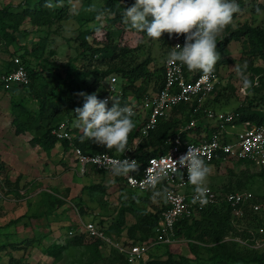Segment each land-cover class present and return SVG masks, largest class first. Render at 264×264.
<instances>
[{"label":"trees","instance_id":"16d2710c","mask_svg":"<svg viewBox=\"0 0 264 264\" xmlns=\"http://www.w3.org/2000/svg\"><path fill=\"white\" fill-rule=\"evenodd\" d=\"M87 1L91 3V6L89 7L87 4H84L83 8L80 9H75L74 6H71V1L69 0H64L62 6H57V4L60 3V0H22L20 5H18L19 11H21L20 13L30 16L31 20L39 26H51L49 23L52 21L61 19V22H63L73 18L84 24L92 19H95L98 15H101L103 18L110 15L107 24H110L111 29L106 35L107 39H105L103 43L93 44L88 39L89 33H86L88 34L87 36L86 34L85 36L80 35L82 37L80 43L81 50L77 51L76 49L75 54L70 57L68 62L65 64V66L70 70H68L66 77L62 78V86L65 88L66 93L68 92L71 96H74L73 98H61L58 94H54L48 98L45 94L42 95L41 93L35 92V79L39 76V71L45 69V65H42L41 61L42 59L47 60L46 56L43 57V52H38L37 54L36 48L44 49V46L39 47L41 43L37 42L31 49L32 55L34 56L33 60L35 59L37 62L36 64L33 63L28 65L24 55H22V53L19 55V57L23 58H21V63L24 65L28 73L29 82L27 84L15 83L9 87H4L2 81L0 80V86H2L5 91L14 93L10 100V111L13 115L11 123L14 127L15 133L22 134L29 132L32 136L30 139L32 147L45 151L47 154H49L58 144H61L66 152L76 145L85 153L108 152L111 154H118L119 152H117L114 148L107 149L103 146L92 143L91 141L81 142L80 137L82 132L77 126L72 127V140L58 139L51 133V130L64 119H67L70 125H72V123L76 120V115L73 111L77 107H82L84 103V98L76 95L77 93H96L98 98L102 99V96L105 93L103 83L109 75L114 74L119 80L118 82L120 84L121 94L118 99L121 106L130 105L132 103V99L139 100L149 91H157L158 88L161 87L164 79V67H162L160 75H157L155 78L154 71L149 68L148 59L141 62H128L126 56L129 52V48L126 46L119 47L118 42H115V38L118 37L122 26L127 25L123 22V13L127 7H130L135 3V0ZM48 2L52 3L53 7H45V4ZM236 2L241 8L246 4L250 5L252 11L264 8V0H236ZM69 8H72L71 11ZM73 10L75 11L74 13H72ZM18 12L14 11V6L12 4H8L3 8H0V40L2 39L6 45L12 44L17 40L14 33L17 30L18 23L20 22L18 20H16L18 23L15 21L12 22L11 19ZM96 28L97 26L92 27L90 31ZM242 38L248 45V53L253 56H258L264 61V27L260 24H255L251 20L245 21L237 27L230 26L228 32L217 40V49L221 54L226 49L229 41L240 40ZM170 40L171 38H169V36L165 39L166 42H169V45ZM44 42L45 39L42 43ZM14 57L15 55L12 57L10 56V60L7 61L8 64L5 65L6 67L3 63L0 64V76L8 73L16 67ZM24 60H26V62ZM96 60L102 61L98 62V64L94 66L93 64ZM223 61H225V58L221 57L215 68H217ZM80 62L82 64L81 68L78 67ZM99 65H105V67L101 68ZM71 70L76 72L77 75L82 76L81 83H83L84 86L80 85L76 81V79L72 76L73 71ZM184 71L187 73H200L199 71L191 72L186 67H184ZM252 71L251 80L253 81V87L248 90V93L242 99L243 102H241L233 110V112L238 113L239 121H249L252 124L259 125L264 122V110L263 107H260L258 104V102L264 101V69L263 67L256 66L252 68ZM254 75L257 76L255 79ZM89 77H91L90 81L88 80ZM255 80H257V84H254ZM150 83L153 84L150 85ZM41 87L43 88V85H41ZM19 88H25V93L27 95H30L33 92L32 90H34V93L32 94L38 102L37 111L29 109L25 101L15 99L18 97L17 94L19 92ZM219 90L220 89H216L215 87L213 90L214 94L215 92L219 93ZM262 90L263 94H259ZM129 96L131 99H128ZM194 105L195 102L193 104L181 103L174 106L168 117L162 118L154 130H152L147 136H143L139 139V143L134 150V155L139 163V168L137 170L138 174L141 172V168L149 156L165 152L168 149L170 145L168 140L172 138L176 132H179V127L183 126L184 123L182 119H186V123L189 121L192 116L191 113ZM111 106L112 102L109 101L108 107L110 108ZM132 119L135 127L128 137L127 147L132 143L135 137L140 136L138 131L140 125L136 123L134 116ZM202 122L203 121H200V123L198 122L199 124L189 132L181 131V137L191 141H197L203 131L207 132L208 128H210V130L216 129V127H209V124L202 125ZM207 137H209L208 134L206 138ZM222 161H224L223 155L219 154L213 159L212 164L218 165ZM91 169L94 170L95 168L92 167ZM9 170L10 167L0 161V174H3L2 179L4 185L6 189L8 188L11 190L10 187L14 188L18 185L19 178L17 177L14 181H10L8 178ZM96 171L103 172L98 169ZM259 174L264 177V167H261ZM113 181L114 183H121L125 185V178L123 176H114ZM229 184V187L225 185L220 191L224 192L247 189L242 187L244 186V181L237 183L238 186L241 187L239 189L232 188L230 182ZM85 186L83 188H86ZM87 187L100 188L102 190H106L107 188L99 184H89ZM125 187L127 188L126 185ZM153 190L162 193L159 189H151L143 192L137 190L133 191H136L137 193H144ZM57 193L58 191L53 189L50 191H41L38 210L30 216L35 218L43 216L49 218L52 215L56 216L55 214L57 213L58 208L61 207L62 204L66 203L64 199L57 195ZM253 201L257 200L253 199ZM79 204L82 205L78 201V206ZM164 207V198L162 200L161 207L159 210L155 209L156 211L142 207L133 208L132 206L124 203V206L120 211L119 220L110 224L106 234H109L110 236L115 235L116 237L124 234L128 237V239L130 238L129 240L132 242L147 240L154 235L160 211ZM80 209L82 210V207H80ZM126 212H131L135 221L124 228L126 224ZM262 218L263 216L261 215V212H254L250 208L246 207L244 215L236 219L237 226H234L231 222V220H233V216L230 207L221 202L204 207L197 216L179 219L175 225L174 234L177 239L183 234L192 236L196 229L201 228L202 231L198 238L204 241L207 240L206 237L209 238L208 241L211 244L205 245L206 247L204 246V248L208 252L207 260L212 262V264H264V248L259 250L245 246L242 247L238 245V243L236 244L231 241L223 240L225 235L237 233L238 229H242L238 230L239 234H244V230H246V228L250 229L251 227L256 228L257 226L264 225ZM16 221L17 220H11L9 225ZM242 227H244V229ZM86 235L87 234L85 233L75 234L67 241L66 245L57 247L56 244H52L44 249V251L50 255L58 256L60 255V251L66 246H83L89 252L91 258L90 261L94 263L102 259L100 249L102 241L98 238L91 239L88 235ZM29 243L30 239H16L9 243L0 244V264H30L27 256L25 255ZM171 244L164 245L169 246ZM189 246L192 253L195 254V259L200 262L199 264H202V256L196 249L198 246L194 245L192 242H189ZM4 247L7 249L4 250ZM18 250H22V254H15V251ZM110 252L112 254V259H110V262H105L106 264H128L123 252L115 248L110 250ZM174 256L175 255L169 252L168 258L165 261L154 260L153 262L157 264H190V258L183 255H177L175 258ZM142 264L151 263L145 261Z\"/></svg>","mask_w":264,"mask_h":264},{"label":"rangeland","instance_id":"374dc122","mask_svg":"<svg viewBox=\"0 0 264 264\" xmlns=\"http://www.w3.org/2000/svg\"><path fill=\"white\" fill-rule=\"evenodd\" d=\"M21 1L22 0H0V8H3L5 5L12 4L14 6V11L18 12V5H20ZM69 1H71V6H74L75 9L83 8L84 4H87L89 7L91 6V3L87 0ZM62 3H64V0H62ZM69 9L71 11L72 8ZM20 12L21 11L15 14V16L11 19L12 22H16V20L20 22H16L18 23L17 30L14 33L17 38L16 42L6 45L2 39L0 40V64L3 63L4 66L7 65V61H9L10 56L12 57L13 55L18 57L21 62L22 57H19L20 53L24 55L27 62L26 60L24 61L28 65L33 63L36 64L37 62L35 59L33 60L34 56L32 55L31 49L34 47L36 42L41 43L39 47L44 46V49L36 48L37 54L38 52H43L42 55L43 57L46 56L47 60L42 59L41 61V64L45 65V69L39 71V76L35 79V92L41 93L42 95L45 94L48 98L54 94L60 95L61 98H73L74 96H71L68 92L66 93L65 88L62 86V78L66 77L68 70H70L65 66V64L68 62L69 58L75 54L76 49L77 51L81 50L80 43L82 35L85 36L86 33H89V35L86 34V36L88 35V39L93 44L103 43V41L107 39L106 35L111 29L110 24H107L110 15L105 18L98 15L100 19H97V16L95 19H92L84 24L73 18L63 22H61V19L52 21L49 23L51 26H39L31 20L30 16L23 15ZM74 12L75 11L73 10L72 13ZM248 20L264 27V8L259 9V11H252L251 6L246 4L241 8V12L235 15L233 24L227 26L220 36L217 37V40L228 32L230 26L237 27ZM95 26H97V28L90 31V29ZM167 36L168 34L165 33L162 35L161 40H151L146 36V34L138 32L137 30L131 28L130 24H127L122 26L118 37L115 38V42H118L119 47L126 46L129 48V52L126 56L128 62H141L148 59L149 68L154 71L156 78L157 75H160L166 56L168 55V47L170 45L169 42L165 41ZM44 39L45 42L42 43ZM220 55L225 58V61H223L214 70L217 79L215 87L216 89H220V92H215L214 94L212 91L206 98L205 104L218 111H231L243 102L242 99L244 97L243 93L240 91L242 81L237 76L233 67L235 65L241 66L242 69H245V74L251 79L253 72L252 68L259 66L264 69V61L260 57L253 56L248 53V45L243 38L240 40L229 41L226 49ZM101 61L102 60H96L93 65L96 66L98 62ZM99 66L101 68L105 67V65ZM78 67H82L81 62L78 64ZM72 76L80 85L84 86V84L81 83V75H77L76 72L73 71ZM256 77L257 76L254 75V79ZM88 80L90 81L91 77H89ZM118 81L119 80L117 78V86L121 91ZM151 84L153 83H150V85ZM41 85H43L44 89ZM25 90V88H19V92L17 94L18 97L15 99L25 101L29 109L37 111L38 102L32 94L34 93V90H32L33 92L30 95H27ZM13 94L14 93H10L5 90L1 94V100L4 99L3 103L8 110L10 107V97ZM120 94L121 92L113 97L119 98ZM259 94H263V90L260 91ZM129 98L130 96L128 99ZM258 104L260 107H263L264 110V101L258 102ZM168 116L169 114L166 117ZM197 116L199 120L198 122L203 121L205 123H209L210 127L217 126L218 124L217 121L206 119L203 112L199 113ZM9 117L11 118L12 116L9 115ZM76 121L77 118L72 123V127L77 126ZM182 121H184V126L186 119H182ZM7 124L11 125V128H14L13 125L10 124L9 120H7ZM205 135L207 136V134ZM59 147L63 148L61 144H59ZM67 153L68 154H65L64 156L58 155L56 158V160L59 159L57 160L58 163L54 160V165L52 164L50 167L46 168L49 173L53 172V176H56L55 178L57 179L56 181L51 178L50 181H55L52 183H56V185H53L50 182L47 187L55 189L54 186H56L58 195L65 196L66 199L71 200V202L69 201L70 203L65 200L66 203L62 204L57 210L59 211L63 209L64 212H61L63 214L48 218L49 220L54 219L52 222H48L49 220L45 217L35 218L30 216L38 210L40 200V191H37L38 187H46V182L43 181V177L40 178L41 181H39L38 178L34 180L32 176L29 177L26 175L23 177L22 183L15 186V189L10 187L11 190L6 189L5 186L0 183V225H2L0 226V244L9 243L16 239H30V243L28 244L25 253L30 264H106L105 262H110V259H112L110 250H113L114 248L118 249L115 245L116 243L121 244L127 243V241L128 243L132 242L129 240L130 238L125 240L126 238H116L113 235L110 236L109 234H106L110 224L119 220L120 211L124 206V203L132 206L133 208L142 207L148 208L149 210H159L163 200L162 193L160 192L161 196L159 197L154 196L155 192H159L154 190L150 192L137 193L136 191L127 189L125 185L121 183L110 182V179L108 178L109 175L105 174L104 176L100 172L96 171L97 169L81 174L73 154V147L70 148ZM64 158L66 161L60 165L59 162ZM208 166L211 169V172L207 178L206 186H210L220 191L225 185L229 187L230 182L232 188L239 189L241 187H239L237 183L244 181V186L242 187L247 188L251 192L252 198L256 199V202L264 205V177L259 174L261 168L248 165L247 163H241L235 159H226L218 165L209 164ZM91 168L92 167L89 166L87 169ZM46 170L44 169L45 173L47 172ZM46 174L48 175V173ZM82 176L86 180L85 183H88L86 186L84 185L86 188H83L82 190V194H84L87 202L84 201L80 195H78L80 192V179ZM77 181L79 186H76ZM89 184H99L105 187L114 184L117 185L113 191H106L100 188L87 187ZM70 188L72 189V192L79 188L78 193L76 194L78 196L75 195V197H69ZM189 188H194V186L189 183ZM21 191H24V194H22ZM78 201L82 205L79 204L78 206ZM80 207H82V210ZM259 211L261 212V215L263 216L262 220L264 221V210L260 209ZM129 213L132 215L131 212ZM131 217L134 218L133 215ZM11 220L17 221L9 225ZM81 221L96 222L98 226L102 227L104 234L110 240L106 238H98L85 233L82 228L83 225ZM56 222H60L62 227ZM231 222L234 224L236 223V220H231ZM257 227H251L252 229L246 228V230H244V234H239L238 230L242 229H238L237 233L225 235L223 240L231 241L236 244L238 243V245L242 246L235 238H250L254 234L259 233L258 230H256ZM124 228H126V224ZM242 228L244 229V227ZM69 230H72L74 233L70 234ZM201 231V228L196 229L192 236L183 234L179 236L178 239L176 238V241L169 246L157 245L151 249V252H149L146 256L145 261L151 264H157L153 261H165L170 252L175 255L174 258L177 255H183L191 259L190 264H199L200 262L195 259V254L192 253L189 246V242H192L194 245L198 246L196 249L202 256L201 263L212 264V262L207 260L208 252L204 248L205 245H209L211 243L208 241V237H206L207 240L205 241L198 238ZM80 233L87 234L91 239L98 238L102 241V259L92 263L90 261L91 258L89 252L83 246H66V248L61 250L63 253L60 251V255L58 256L50 255L44 251V249L50 246L53 242L66 245L67 241L71 239L73 235ZM5 249L7 248L4 247V250ZM22 252V250H18L15 251V254L20 255Z\"/></svg>","mask_w":264,"mask_h":264},{"label":"built area","instance_id":"2783aa9c","mask_svg":"<svg viewBox=\"0 0 264 264\" xmlns=\"http://www.w3.org/2000/svg\"><path fill=\"white\" fill-rule=\"evenodd\" d=\"M185 37L178 38L174 35L170 40V47L177 44L183 46ZM167 53V54H168ZM164 62V79L161 87L157 91L145 93L139 100H133L128 106L134 111V117L139 124V135L133 139L127 147L125 153L111 154L108 152L85 153L78 146L73 147V154L78 165L79 172L84 174L89 166L102 170L106 175L114 177L108 170V165L112 160H123L137 158L134 150L139 143V139L147 136L154 130L160 120L166 117L171 109L181 103L195 102L192 108L191 118L184 125L180 126L176 134L168 140L170 143L165 152L148 157L141 168V172H131L125 178L127 188L137 191H147L159 189L163 193L165 207L161 209L154 235L144 241L116 243L117 248L124 253L128 264H142L151 249L157 245L171 244L176 241L175 225L177 221L184 217L199 215L200 211L211 204H227L233 216V220L244 215V210L250 208L254 212H260L264 209L262 203L253 201L252 194L248 189L233 191H218L215 188L207 186L209 189L208 203L201 206L199 202L192 203L195 195L194 188H189L187 181V169L181 168L180 172H173V161H177L184 155L190 145L199 152V155L205 160L207 165L212 164L213 159L219 154L223 159H235L242 163H247L255 167H264V122L255 125L249 121H239L238 113L233 111H216L205 107V100L214 90L216 85V74L213 72L210 76L200 73H187L184 67L179 69ZM16 67L6 74L0 76L4 87H9L15 83L27 84L29 82L28 73L18 57H14ZM257 84V80L254 81ZM105 93L102 99L119 94L121 91L117 86V76L109 75L104 83ZM242 85L240 87L241 91ZM245 96V92L241 91ZM204 113L208 120L217 121L215 130H211L206 138L204 131L200 134L197 141H191L181 137V131H191L198 125V114ZM51 133L58 139L72 140V125L69 121L62 120L52 128ZM203 134V135H202ZM193 135V134H192ZM196 137V136H194ZM138 162V161H137ZM167 169L168 174L163 176L155 185H149L147 177L155 176L160 169ZM170 194V196H169ZM85 233L89 235L106 238L102 228L93 221H81ZM234 226H237L234 223ZM259 233L252 237L235 238L245 247L254 249L264 248V226L257 227ZM70 234L74 232L69 230ZM259 235V236H258ZM231 238V237H229Z\"/></svg>","mask_w":264,"mask_h":264},{"label":"clouds","instance_id":"9594fccd","mask_svg":"<svg viewBox=\"0 0 264 264\" xmlns=\"http://www.w3.org/2000/svg\"><path fill=\"white\" fill-rule=\"evenodd\" d=\"M57 6H62V0ZM45 7L51 8L53 4L48 2ZM240 12L241 7L236 0H135L132 6L125 9L122 19L125 24H130L131 28L146 34L151 40H161L165 33L169 38L183 35V46L177 44L171 47L166 63L177 69L186 67L191 72L199 71L210 76L221 59L217 37L233 24L235 15ZM233 69L242 81L241 91L247 94L253 87V81L241 66L235 65ZM76 95L84 98L83 106L73 111L77 127L82 132L81 142L91 141L125 153L128 137L135 127L133 108L121 106L119 99L113 96L100 99L96 93L79 92ZM109 101L112 102L110 108ZM138 168L137 160L127 158L112 160L108 165L113 176H128ZM181 168L187 169V181L194 186L192 203L206 205L209 202L206 182L211 169L191 145L184 155L173 161L174 173L180 172L183 175ZM167 174L168 170L162 168L155 176L146 179L151 186ZM154 196L159 197L161 193L155 192Z\"/></svg>","mask_w":264,"mask_h":264},{"label":"crops","instance_id":"0c3cea01","mask_svg":"<svg viewBox=\"0 0 264 264\" xmlns=\"http://www.w3.org/2000/svg\"><path fill=\"white\" fill-rule=\"evenodd\" d=\"M4 90L5 89H3L2 86H0V100L2 98L1 94H2V92ZM9 96H10V94H9ZM10 100H11V97H10ZM3 101H4V99L0 101V161H2L3 163H5L6 165H8L10 167V170L8 171L9 180L10 181H14L18 177L19 178L18 184L22 183V181H23L22 179L26 175L29 176V177L32 176L34 178V180L38 178L39 181H41L40 178L43 177L44 178L43 181L46 182V187L39 186L38 190H37V191H40V196L39 197L41 198V191H43V190L50 191L51 189H53L51 187H47V186H49L50 182L51 183L55 182V181H50V179L52 178V179H55L57 181V179L55 178L56 176L55 177L53 176L54 173L53 172L49 173L46 170V168L50 167L52 164L54 165V160L56 161V163H58L57 160H59V159L56 160L58 155L59 156H61V155L64 156L65 154H68V153L66 151H64L63 148L59 147V144L56 145L51 150V152L49 154H47L45 151H42V150L39 151L40 149H36V148L34 149L32 147V145L30 144V139H31L32 136H31V134L29 132H25V133H22V134H16L14 128H11V125L7 124V120H9L10 124H12L11 121H12L13 115H12V113L10 111V107H9V110H8L5 107V104L3 103ZM204 106L214 109L213 107H210V106H208L206 104H204ZM214 110H216V109H214ZM233 110H231V111H233ZM216 111H218V110H216ZM9 115H11L12 117L10 118ZM204 124H209V123L202 122V125H204ZM209 127H210V125H209ZM210 131H211L210 128H208V131L207 132L204 131V134L205 133L209 134ZM65 161H66L65 158L62 159L59 162L60 165L63 162H65ZM44 169L47 171L46 173H48V175L45 173ZM89 171H92V169H87L86 170V172H89ZM100 173L103 174L104 176L106 174L105 172H100ZM50 175H51V177H50ZM2 177H3V174H0V183L4 185ZM108 178L110 179V182L111 181L114 182L113 178L111 176H109ZM85 182H86V180L82 176L81 179H80V183H81L82 187L80 186V190L78 188L76 191H73V192H72V189L70 188L69 189L70 190L69 191V197H71V198H72V196L75 197V195L78 193V190H79L80 192H79L78 195H80L82 197V199L84 201H86V198L84 197V194H82L83 186L88 184V183H85ZM52 184L56 185V183H52ZM76 184H77L76 186H79L78 181L76 182ZM116 185L117 184L108 186L106 188V191H109V190L113 191ZM54 188L55 189H53V190L58 191L56 189V186H54ZM67 188H69V187H67ZM21 193L24 194V191H21ZM78 195H76V196H78ZM59 197H61L62 199L66 200L68 202L69 201L71 202V200L66 199L65 196H62V195L60 196L59 195ZM38 207H39V205H38ZM63 211H64L63 209L59 210V211H57V213L55 215L59 216V215L63 214V213H61ZM52 216H54V215H52ZM131 216L132 215L129 212H126V214H125L126 226L130 225L131 223L134 222V218H132ZM43 217H45V216H43ZM45 218L47 220H49L48 217H45ZM52 220H54V219H52ZM52 220H49L48 222H52ZM53 223H55V222H53ZM56 223H59L60 226H61L60 222H56ZM113 236L116 237L115 235H113ZM116 238H118V237H116ZM119 238H122V239L126 238L125 240L128 239V237L126 235H124V234H122V236H119ZM52 244H56L57 247H61L62 246V244H57L55 242H53ZM70 246H72V245H70ZM101 246H100V249H101V254L103 256V251H102V247ZM73 247H82V246H73Z\"/></svg>","mask_w":264,"mask_h":264}]
</instances>
